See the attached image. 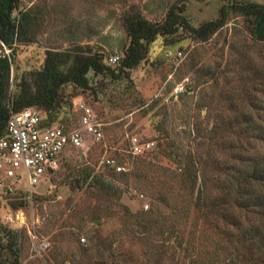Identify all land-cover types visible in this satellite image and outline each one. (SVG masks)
<instances>
[{
    "label": "rangeland",
    "instance_id": "obj_1",
    "mask_svg": "<svg viewBox=\"0 0 264 264\" xmlns=\"http://www.w3.org/2000/svg\"><path fill=\"white\" fill-rule=\"evenodd\" d=\"M235 1L264 4V0H19V9H31L40 26L35 43L15 48L12 91L24 73L42 67L48 49L81 46L85 52L102 55L105 64L110 56L122 59L128 45L123 21L131 4L145 19L162 22L170 5L184 3V15L193 27H198L217 19L220 8ZM119 63L110 67L116 69ZM88 77L89 89L64 88L66 103L52 123L79 129L82 145L66 149L57 170L33 189L31 197L21 196L17 207L0 196V225L3 221L19 233L21 264H100L80 256L81 249L90 240L95 243L98 235L115 239L113 248L119 255L108 258L107 264L153 263L162 244L170 254L174 253L172 241L162 242V238L154 236L146 242L143 237L132 238L129 231L122 229L124 211L138 214L154 210L152 205L158 204L144 183L135 181L131 171L139 165L156 164L160 168L151 169L150 174L159 180L166 175L173 193L171 207L173 203L189 207L190 197L182 192L177 177L178 166L162 156L164 143L170 139L163 129H171L169 136L184 151L203 156L206 147L199 148L196 143H206V131L212 125L224 119L223 124L228 126L241 108L251 109L254 114L264 113V43L251 40L249 22L233 11L228 12L224 26L205 40L182 29L172 36H158L149 44L145 59L127 78L115 79L108 73L92 71ZM82 104L92 109L102 125L100 140L83 133L78 111ZM35 110L46 115L41 109ZM244 123L240 115L233 120L234 139ZM188 129L194 131V141L186 138ZM132 137L152 140L155 146L143 157H134L128 153V140ZM216 155L229 156L226 150H217ZM105 159L122 164L129 174L127 180L113 175L103 165ZM88 171L117 185L120 198L104 195L94 182L87 181L79 189L70 188L68 184L74 176ZM207 172L212 173L210 168ZM177 194L182 197L178 199ZM171 207L161 208L167 223L179 213H171ZM11 213L12 221L6 220ZM191 223L192 218L183 227L185 239ZM195 229L203 230L201 224ZM177 258L174 255L168 264H179Z\"/></svg>",
    "mask_w": 264,
    "mask_h": 264
},
{
    "label": "trees",
    "instance_id": "obj_2",
    "mask_svg": "<svg viewBox=\"0 0 264 264\" xmlns=\"http://www.w3.org/2000/svg\"><path fill=\"white\" fill-rule=\"evenodd\" d=\"M229 11L247 19L252 41L264 43V4L232 2L220 8L217 19L203 22L198 27H193L184 15V3L170 5L162 22L145 19L131 4L123 21L128 45L116 69L110 67L115 65L108 63L109 57L105 64L102 55L85 52L81 46L71 50L48 49L42 67L24 73L13 92L11 65L15 48L35 43L40 25L31 9H19V0H0V138L5 134L11 113L36 107L46 112L43 123L50 125L64 108L66 96L63 90L66 86L89 89L90 71L94 74L108 73L115 79L127 78L129 72L145 59L149 44L158 36H172L182 29L198 40H205L224 26ZM5 49L8 54H5ZM235 114L228 126L223 124L224 119L212 125L206 131V143H196L199 148L206 147L203 156L184 151L180 143L169 136L171 129L168 131L161 127L166 130V138H170L164 143L162 156L172 159L178 166L177 177L182 192L190 197L189 207L176 203L171 207L173 193L166 175L159 180L150 174L151 169L160 168L156 164L139 165L131 171L135 181L144 183L158 204L152 205L154 210L138 214L124 211L122 229L129 231L132 238L143 237L147 242L157 236L162 238V242L172 241L176 247L170 254L162 244L150 264H168L176 254L177 261L180 258L179 264H264V113L258 111L254 114L251 109L241 108ZM239 115L246 123L238 127L237 138L234 139L232 123ZM222 132L227 133L222 135ZM192 134L194 131L191 129L185 132L190 141L195 140ZM217 150H226L229 156L219 157ZM209 168L212 173L207 172ZM112 172L121 181L127 180L129 175L126 171ZM74 177L68 184L72 189H79L89 181L109 198H120L121 189L117 185L92 171ZM23 195L0 194L11 200L13 208L21 204V201H16ZM177 196L178 199L182 197ZM162 207H171V213H179L174 215V219L167 217L168 220L171 218L167 223L161 214ZM191 218L192 229L185 239L183 227ZM198 224L203 228L201 232L195 229ZM19 238L17 231L1 222L0 264H21ZM114 243L113 237L98 235L95 243L90 240L89 245L81 249L80 256L107 264L108 258L114 259L119 255L113 248Z\"/></svg>",
    "mask_w": 264,
    "mask_h": 264
},
{
    "label": "built area",
    "instance_id": "obj_3",
    "mask_svg": "<svg viewBox=\"0 0 264 264\" xmlns=\"http://www.w3.org/2000/svg\"><path fill=\"white\" fill-rule=\"evenodd\" d=\"M3 46V45H2ZM9 51L5 49V54ZM180 56V53H178ZM118 56H110L108 63L116 65ZM79 125L83 133L95 140L102 138L101 124L96 121L89 106L78 107ZM44 117L35 109L27 108L11 113L5 134L0 138V194H34V188L59 167L61 154L69 148L80 147L83 134L79 129H68L61 124L45 125ZM154 141L132 137L128 140V153L140 156L154 148ZM103 165L115 173L126 168L113 159L103 160ZM25 184L26 188L21 186ZM147 206H145V209ZM13 214L5 217L12 221ZM85 240L82 238L80 242Z\"/></svg>",
    "mask_w": 264,
    "mask_h": 264
}]
</instances>
